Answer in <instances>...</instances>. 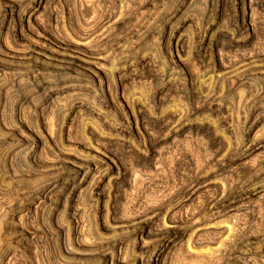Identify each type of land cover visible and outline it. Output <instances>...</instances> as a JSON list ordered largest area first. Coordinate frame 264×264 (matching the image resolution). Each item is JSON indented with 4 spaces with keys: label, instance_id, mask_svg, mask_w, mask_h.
I'll use <instances>...</instances> for the list:
<instances>
[{
    "label": "rangeland",
    "instance_id": "374dc122",
    "mask_svg": "<svg viewBox=\"0 0 264 264\" xmlns=\"http://www.w3.org/2000/svg\"><path fill=\"white\" fill-rule=\"evenodd\" d=\"M0 264H264V0H0Z\"/></svg>",
    "mask_w": 264,
    "mask_h": 264
},
{
    "label": "bare ground",
    "instance_id": "6f19581e",
    "mask_svg": "<svg viewBox=\"0 0 264 264\" xmlns=\"http://www.w3.org/2000/svg\"><path fill=\"white\" fill-rule=\"evenodd\" d=\"M17 2H18V0H5V3L7 5V7H9V8H14L16 6ZM42 38H43V40H37V41L32 42V44L34 45L32 52H34V54L41 55V56L47 58L48 60L56 62L57 65H59L57 67L68 68V67L77 66V67H80L84 70L92 71L91 66L97 67L99 65V63L96 60H100L101 56L99 54L95 53V51L89 49L88 47L82 49L81 47H78L77 44L74 47L73 46L71 47L70 44L67 45L66 43H64L62 40L58 39L54 35H45ZM49 44L52 46H50ZM53 46L55 48H53ZM63 47H65V48H63ZM56 48L57 49L61 48V50H55ZM66 48H68V49H66ZM12 58H17V56H12ZM137 134H139V133H137ZM79 168L81 169L82 167H79ZM118 221H120V220H118ZM122 226L126 227L127 222L122 224ZM158 230H159V228H158ZM140 233H143V231H141Z\"/></svg>",
    "mask_w": 264,
    "mask_h": 264
}]
</instances>
